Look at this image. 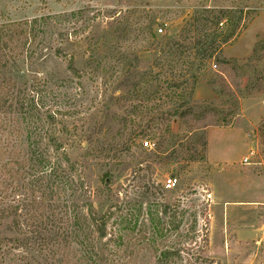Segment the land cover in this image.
<instances>
[{"label": "rangeland", "instance_id": "1", "mask_svg": "<svg viewBox=\"0 0 264 264\" xmlns=\"http://www.w3.org/2000/svg\"><path fill=\"white\" fill-rule=\"evenodd\" d=\"M203 8L225 12L217 26L209 21L205 41L214 40L212 47L199 53L193 64L182 59L172 62L171 69L160 51ZM65 13H74L72 21L68 19L75 38L63 37L62 44L52 46L60 48L58 56L46 51L31 65L14 69L19 75L38 74L48 83L39 110L43 120L51 114L54 125L46 119L43 125L33 121L29 131L38 136L39 145L41 138L46 145L45 128L50 133L53 129L50 136L57 140V149L50 150L58 156L57 176L64 177L57 183V195L62 201L69 195L70 206L84 217L86 210L103 215L120 199L140 205L134 232H145V237L153 232L152 241L139 237L131 243L141 252L140 264H263L264 0H0V21ZM113 19L107 39L94 38L90 44L96 27ZM184 39L183 50L197 41L192 34ZM99 43L121 53L105 57L106 47ZM200 47L192 49L194 55ZM134 51L138 63L132 70L137 74L132 73L139 84L134 95L138 101L132 102L141 106V113L132 123L135 113L128 102L119 101L121 93L115 88L123 64L125 69L133 65L122 58ZM248 82L253 93L247 90ZM224 85L238 98L237 108L230 95L217 96L215 89ZM189 101L224 108L227 125H210L185 136L184 123L169 115ZM212 120L204 115L195 124L201 127ZM167 123L169 133L164 131ZM145 141L154 144L151 150L140 146ZM250 150L254 156L243 165ZM105 172L110 177L105 178ZM168 176L177 179V186L166 191ZM104 180L112 191L110 199L101 193ZM113 212L105 219L108 235L117 228ZM10 237L14 235L8 225H0V240ZM106 242L95 241L102 257L125 244ZM147 250L156 257L150 258ZM164 251L178 255L158 260Z\"/></svg>", "mask_w": 264, "mask_h": 264}, {"label": "trees", "instance_id": "2", "mask_svg": "<svg viewBox=\"0 0 264 264\" xmlns=\"http://www.w3.org/2000/svg\"><path fill=\"white\" fill-rule=\"evenodd\" d=\"M224 13L222 10L216 12L208 8L194 13L190 22L181 28L174 38L166 40V50L160 51V57H166L171 69H174V66H171L172 62L179 63L182 59L193 64V60L198 59L199 53L206 52L213 45L214 40L205 41L210 37L205 34L209 30L208 25L217 26ZM73 16L74 13H65L17 21H0V225L6 223L14 235V237L0 240V264L7 262L10 264H140L138 256L141 252L134 248L135 243L133 245L131 243L139 240V237L151 241L153 238L152 231L146 237L145 232H143L144 236H141L140 231L134 232L137 229L140 205L123 199L118 202L117 196L115 199L117 202L111 203L103 215H98L92 210H86V217L75 213L74 205L70 206L69 195H67L69 199L63 197V201L61 196L57 195L59 190L57 183L64 177L57 176L58 156L50 150L52 147L57 149V140L50 136L53 129L50 133L49 128H45L48 141L46 145L43 138L39 145L38 136L29 131L33 121L41 120L43 125L46 119L45 122L54 125L51 114L43 120L39 110L40 96L48 83L39 79L38 74L30 73L28 76L21 73L19 75L14 72V69L19 64L31 65L34 59L37 60V57H41L46 51H54V54L58 56L60 48L54 49L52 46L62 44L63 37L74 39L76 36L77 32L71 22ZM132 18L134 16L130 19ZM113 21L114 19L105 22L103 27L98 25L95 33L91 34L89 43L91 44L94 38L106 40L108 32L113 31H111L115 24ZM209 21L213 23L210 24ZM86 29V26L83 27L81 33ZM114 30L117 32L119 28ZM188 34H192L197 41L192 48L183 50L180 44L185 43L184 38ZM152 38L155 39L154 36ZM99 45L106 47L102 52L105 57L121 53L113 46L100 43ZM198 45H201L200 52L194 55L192 49ZM87 47H90L88 43ZM218 49L220 53V45ZM88 57H91V53ZM122 59H128L133 65L125 69V63L123 64L115 91L121 93L118 95L119 101L128 102L132 107L135 114H131L132 119L129 121L134 123L135 118L141 113V106L132 102L138 101V96L134 95L137 94L139 82L135 79L136 75H133L137 73L132 70L137 67V53L136 51L128 53ZM69 67L70 74L76 72L72 64ZM192 80L195 82L196 78L192 77ZM246 87L249 92H252V82H248ZM224 89L228 87L221 86L220 91L215 89L217 96L226 98L230 95L234 101L233 106L237 108L238 98L229 89L230 94ZM157 93L158 91L153 94V97ZM204 115L210 116L213 122H206L203 126L197 127L195 123ZM169 116L178 117L184 123V135L191 136L193 131L210 125L215 127L227 125L228 115L224 108L189 101L176 106ZM170 129V123H167L164 131L169 133ZM32 137L34 141H31ZM143 149L146 150V148ZM68 167L69 170L73 169L70 164ZM103 176L108 178L110 173L105 172ZM103 184L101 193L110 199L112 191L108 188L106 180ZM70 195L73 197L71 193ZM112 211H114L112 215H115L114 225L117 228L108 235L105 231V219ZM161 213L166 214V210L163 209ZM147 215L151 220L153 216L151 210H148ZM154 217H156L155 212ZM102 239L107 240L106 246L109 242H113L116 247V244L122 243L123 240L125 244L122 248L107 251L108 255L102 257L95 246V241ZM147 252L150 258L156 257L155 252L148 250ZM175 255L178 253L164 251L159 253L157 259L166 261Z\"/></svg>", "mask_w": 264, "mask_h": 264}, {"label": "built area", "instance_id": "3", "mask_svg": "<svg viewBox=\"0 0 264 264\" xmlns=\"http://www.w3.org/2000/svg\"><path fill=\"white\" fill-rule=\"evenodd\" d=\"M157 31L160 33L162 30L160 28H158ZM212 67L215 68L216 66L213 65ZM263 104H264V102H263ZM153 146H154V144L149 142V141L142 142V147L143 148L151 150L153 148ZM253 156H254V151L250 150L248 152V154L241 160V163L243 165L250 164L251 159L253 158ZM263 168H264V165H263ZM176 186H177V179L175 177H173V176H168L165 179L164 183H163V188L166 191L173 190Z\"/></svg>", "mask_w": 264, "mask_h": 264}, {"label": "crops", "instance_id": "4", "mask_svg": "<svg viewBox=\"0 0 264 264\" xmlns=\"http://www.w3.org/2000/svg\"><path fill=\"white\" fill-rule=\"evenodd\" d=\"M264 227V226H263Z\"/></svg>", "mask_w": 264, "mask_h": 264}]
</instances>
